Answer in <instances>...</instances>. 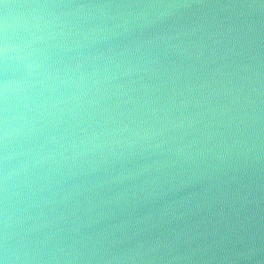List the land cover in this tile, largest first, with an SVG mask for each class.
I'll return each mask as SVG.
<instances>
[{
    "label": "water",
    "instance_id": "water-1",
    "mask_svg": "<svg viewBox=\"0 0 264 264\" xmlns=\"http://www.w3.org/2000/svg\"><path fill=\"white\" fill-rule=\"evenodd\" d=\"M0 264H264V0H0Z\"/></svg>",
    "mask_w": 264,
    "mask_h": 264
}]
</instances>
